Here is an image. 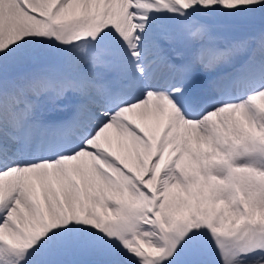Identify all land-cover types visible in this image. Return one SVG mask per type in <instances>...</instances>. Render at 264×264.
Returning <instances> with one entry per match:
<instances>
[{
    "label": "snow or ice",
    "instance_id": "6c2138e0",
    "mask_svg": "<svg viewBox=\"0 0 264 264\" xmlns=\"http://www.w3.org/2000/svg\"><path fill=\"white\" fill-rule=\"evenodd\" d=\"M0 264H264V0H0Z\"/></svg>",
    "mask_w": 264,
    "mask_h": 264
}]
</instances>
